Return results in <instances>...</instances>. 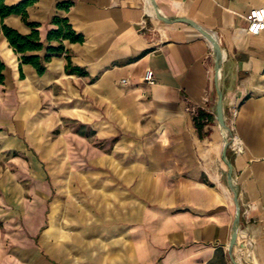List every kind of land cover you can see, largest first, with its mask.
Returning a JSON list of instances; mask_svg holds the SVG:
<instances>
[{
	"label": "crops",
	"instance_id": "1",
	"mask_svg": "<svg viewBox=\"0 0 264 264\" xmlns=\"http://www.w3.org/2000/svg\"><path fill=\"white\" fill-rule=\"evenodd\" d=\"M67 1L68 8L57 6ZM153 1L165 17L187 18L209 31L222 49L227 158L240 211L232 247L236 206L221 157L208 39L188 23L159 20L151 0H37L26 7L27 21L38 24L45 47L28 54L43 57L48 46H58L47 33L57 28L54 17L65 18L83 41L62 43L86 75L65 72L63 53L40 76L22 64L21 78L20 55L0 33V128L7 129L0 131V142L15 147L18 137L8 130L25 133L30 83L83 92L87 104L97 103L118 126L133 131L134 200L127 219L124 201L116 245L103 242L94 258L86 248L85 263L72 262L47 239L45 184L34 188L41 191L37 199L25 201V158H11L15 171L0 179V264H264V30L250 35L244 19L264 0ZM3 22L21 34L31 32L20 15ZM146 69L153 72L152 84L143 79Z\"/></svg>",
	"mask_w": 264,
	"mask_h": 264
},
{
	"label": "rangeland",
	"instance_id": "2",
	"mask_svg": "<svg viewBox=\"0 0 264 264\" xmlns=\"http://www.w3.org/2000/svg\"><path fill=\"white\" fill-rule=\"evenodd\" d=\"M30 85L25 89V102H31L25 108V133L17 127L8 130L18 137L15 147L0 142V179L15 171L12 159L25 158V201L37 199L41 191L34 188L45 184L47 239L66 250L68 260L82 263L86 248L94 258L103 242L116 245L124 201L128 218L134 200L133 131L118 126L97 103L87 104L83 92L62 84ZM0 131L6 132V126ZM107 230L109 237H102Z\"/></svg>",
	"mask_w": 264,
	"mask_h": 264
},
{
	"label": "trees",
	"instance_id": "3",
	"mask_svg": "<svg viewBox=\"0 0 264 264\" xmlns=\"http://www.w3.org/2000/svg\"><path fill=\"white\" fill-rule=\"evenodd\" d=\"M37 0H22L17 4L7 5L5 0H0V33L6 38L9 46L13 51L20 55L19 60V71L20 77L23 78V73L21 71L22 64H30L40 76L46 70V63L51 60L54 56H59L65 53V72L75 73L81 76L86 75V73L78 66L72 64L70 55L67 50H65L62 43L63 40H68L70 42H82L83 36L76 33L67 19L54 17L52 22L57 25L56 29L50 30L47 33V40H57L59 41L58 46H48L45 55L42 57L39 54H28V52H38L41 51L45 46L39 37L38 24L27 21L26 7L33 4ZM71 5L70 1L58 3L60 8H68ZM16 14L20 15L23 22L31 28V32L28 34H21L17 30L4 24L3 19L9 15ZM5 68L4 63L0 60V83L4 80L3 70Z\"/></svg>",
	"mask_w": 264,
	"mask_h": 264
},
{
	"label": "water",
	"instance_id": "4",
	"mask_svg": "<svg viewBox=\"0 0 264 264\" xmlns=\"http://www.w3.org/2000/svg\"><path fill=\"white\" fill-rule=\"evenodd\" d=\"M151 4L153 6L155 16L159 20L163 22L182 21V22L188 23L192 25L193 27H195V29H197L206 39H208V41L212 45L213 54H214V86H215V92H216L215 112H216L217 124L220 129L221 136H222L221 157L227 166V180H228V184L230 188L234 192V201H235V206H236V213H235V217H234V221L232 225V233H231L230 244H229V247L231 248L234 243L236 233H237V226L239 223L240 211H239V205L236 199V187H235V183L232 177V173H233L232 164L230 160L227 158V148L229 145V139L226 133V125L224 121V111H223V93H222V89L220 86V80H219V77H220L219 71H220L221 62L223 59L222 49L219 43L213 37V35L209 31L203 29L201 26H199L194 21L187 19V18L169 19L158 11L156 4L153 0H151Z\"/></svg>",
	"mask_w": 264,
	"mask_h": 264
},
{
	"label": "built area",
	"instance_id": "5",
	"mask_svg": "<svg viewBox=\"0 0 264 264\" xmlns=\"http://www.w3.org/2000/svg\"><path fill=\"white\" fill-rule=\"evenodd\" d=\"M244 19L246 21V31L250 35H259L264 30V4L259 7L250 9L245 15ZM144 81L149 84L154 82L153 72L150 69H146L144 76ZM122 83L126 84V79H122ZM235 109L232 110V115H235ZM235 148L239 149V143L233 142Z\"/></svg>",
	"mask_w": 264,
	"mask_h": 264
}]
</instances>
